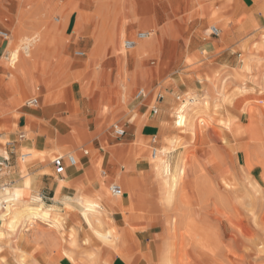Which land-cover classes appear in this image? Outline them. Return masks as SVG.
<instances>
[{"label":"rangeland","instance_id":"rangeland-1","mask_svg":"<svg viewBox=\"0 0 264 264\" xmlns=\"http://www.w3.org/2000/svg\"><path fill=\"white\" fill-rule=\"evenodd\" d=\"M144 18L159 30L153 47L141 55L125 53L122 42L146 30L137 25ZM74 19L77 24L71 29ZM212 27L219 30L218 36L211 34ZM0 28L9 31L11 40L6 48L0 40V92L12 97L10 111L15 120L21 109H28L24 102L36 87L40 101L31 108L39 107L44 96L48 104L61 103L63 113L76 117L90 116L94 99L101 98L96 110L112 117L99 138L106 156L110 146L132 139L127 135L115 138L113 125L123 126L128 133L136 124L145 125V135L134 141L144 151L138 161L167 160L172 167L181 162L185 168L183 188L180 185L171 203L165 204L155 192L134 205V210L142 207L141 219L151 228L141 251L132 230L130 236L123 231L117 243L92 234L71 195L53 208L58 226L51 217L49 223L39 221L27 230L16 226V231L7 234L8 225L0 218V264H100L99 253L105 248L127 264H136L138 259L141 264H158L165 250L172 264H264V0H0ZM97 36L105 39L100 50L93 53L83 47L87 37L92 41ZM26 42L33 53L40 48L41 54L27 57L21 49ZM15 50L19 57L14 66L6 57ZM75 51L86 55L78 58ZM248 56L254 58V67L244 70ZM112 58L116 63L106 64ZM10 71H14L12 76ZM211 80L220 86L219 95ZM79 86L85 90L81 92ZM138 90L144 91L143 98H135ZM158 93L164 101L151 115ZM203 94L212 101L199 118L203 123L196 121V135L181 133L175 96ZM152 135L157 137L156 160H150ZM81 149L94 152L99 159L91 146ZM247 164L251 171L244 167ZM140 168L139 178H144L147 170ZM222 178L233 186L223 185ZM109 182L102 188L106 195L102 200L118 201L108 192ZM150 182L139 190L147 193ZM36 198L22 209L38 204L47 208ZM128 198L124 190L127 204ZM127 208L123 206L121 215L128 213ZM68 213L75 216L77 230L66 220ZM120 219V214L106 212L101 233L119 236L115 225L125 224Z\"/></svg>","mask_w":264,"mask_h":264},{"label":"crops","instance_id":"crops-1","mask_svg":"<svg viewBox=\"0 0 264 264\" xmlns=\"http://www.w3.org/2000/svg\"><path fill=\"white\" fill-rule=\"evenodd\" d=\"M140 21L141 20L137 22V25L146 28V30L143 31L149 33L153 30L154 23H152V21L145 18L142 20L143 22ZM71 23V29H74L77 20L74 19ZM149 26L150 29L148 30L147 27ZM155 29L154 37L159 31L156 27ZM84 30L85 28H83V31ZM123 31L124 28L122 29V32ZM121 36L119 34V37ZM88 38L90 37H87V40L82 44L83 47H89L90 51L93 53L100 50L105 41L101 36H97L92 41L91 38ZM109 39L110 42H112L113 39L111 37ZM132 53L136 54V52ZM40 54L41 50L40 48H37L34 51V56L38 57ZM85 55L84 52V56ZM22 58H24V56ZM116 60V58H112L107 60L106 64L109 63L110 66H113V64L116 63ZM10 70H14V68L11 67ZM13 72L14 71H10L9 75L12 76ZM42 75L45 74L43 73ZM45 80L46 78L43 76L42 83H44ZM79 87L81 92L85 90L84 86ZM39 93V88L36 87V91L31 97H37L38 103L34 106H28L25 102L31 97L27 98L24 102V106L28 107V109H21L18 112V119L15 120L13 113L10 111V103L13 102L12 97L5 92H0V126L4 129L2 132L0 131V186H7L1 190L0 198L2 199H0V205L2 206L3 203H7V200L13 199V202L16 205L14 206L16 208L15 210L20 211L24 206H29V203L38 196L39 201H41L42 204L52 213L55 212L53 208H59L62 197L67 199L71 198V195H74V199L78 204L81 198L90 201L96 200L102 208L101 215L98 217L99 223H97L99 230L101 231V228L103 227V219L106 212L113 211L114 213L120 214V221H125L126 225L122 224L119 226L116 224V227L114 226L115 229L121 233L118 234V239L122 240V237H124L123 231L130 236L131 234L129 230H132L133 233H136L139 242L138 248L141 251L142 242L144 240L143 238L145 237V234L151 230V228L147 227L148 225L145 224L146 222L141 219V217H143L142 215H144V211L140 210L142 207H138L134 210V204L132 208V200L129 198L128 204L125 203V200L123 199L124 189L122 187L123 195L119 197L121 198V201L119 202L120 206H116L118 201H114V198L103 201L102 196L106 195L102 188L106 187V183L109 181L108 186L113 182L120 185L116 181L118 179L117 172L120 168L119 171H124L127 179L136 180L138 193L149 197L148 195L151 194L152 186L148 187V193H143L139 190V187L148 184L145 180L150 178H139L141 176L138 174V171L141 169L140 167L148 169L149 165L155 162L151 163L147 160L138 161L139 156H142L144 151L141 147L134 144V141H136L138 137L145 135V125L141 127V125L136 124L132 127L129 133L126 131L128 133H126V135L131 136L132 139L130 138L131 140L123 145L110 146L109 153L106 156L104 148L100 146L99 138L105 132L112 117L103 116L100 114V109L96 110L97 105L102 101L101 98L94 99L93 104L95 107L90 116L81 115L76 117V115L68 112L63 113L65 106L61 103L48 104L44 96L41 98V105L39 107L35 109L31 108L36 107L39 104ZM50 100H52V97L48 99V101ZM19 135H23V138L19 139ZM132 142L133 145L131 144ZM81 146H91L93 151L98 152L99 159H97V155L94 152L90 154L88 149H85L87 154H84L83 151L85 150L81 149ZM57 152L58 154L56 155L63 156L69 154L67 152H71L70 154H73L76 159L75 165L71 166L66 164L65 173L61 176H56L53 173L51 163L53 159H51V157H55L56 155L54 154ZM112 152L115 153L116 158L112 157ZM158 157V154L155 158L150 156V160H156ZM116 159L119 161H116ZM97 166H100V175L97 173ZM50 170L52 171V174L48 173ZM18 202L21 203L19 204ZM23 203L24 205H22ZM18 204L20 206L17 207ZM138 204L140 205L141 203L138 202ZM125 205L128 207L126 211L128 213L123 216L121 215V210H123V206ZM79 215L81 221L90 231L82 215V210ZM112 215L113 214H111V217ZM67 219L72 223V227L76 229L77 222L75 216H72L71 218V215L68 213L66 215V220ZM112 219L114 220V217H112ZM16 229L14 231H16ZM14 231H11L6 227L7 234L13 233ZM104 231H106V229ZM38 233L39 232H37L35 239H38ZM156 234L158 233L156 232L153 234L154 238ZM159 237L160 235H158V238ZM117 241L118 240H116V243ZM101 254L99 253L98 257L100 264L104 261L109 264H127V262H125L120 256L108 252L106 248ZM135 263L141 264L143 262L138 259Z\"/></svg>","mask_w":264,"mask_h":264},{"label":"bare ground","instance_id":"bare-ground-1","mask_svg":"<svg viewBox=\"0 0 264 264\" xmlns=\"http://www.w3.org/2000/svg\"><path fill=\"white\" fill-rule=\"evenodd\" d=\"M58 21L59 20L57 19V22ZM155 27L156 26L154 25V28L151 32L152 34L150 32L148 33L146 31H144L145 33H147L146 38L138 41L136 47H134L135 49L132 48L130 50V52L132 50H134L132 52H136L137 55H141V53H144L146 50L152 48L153 47V40L155 38L154 37V32L156 31ZM150 35L152 37H150ZM8 43L10 44L11 40ZM28 44H29L28 42H26L24 45L21 44L22 45L21 49L25 50L27 57H31V55H33L34 53L32 51V48H30ZM122 44H123V42H122ZM262 46H263L262 50H264V44ZM122 47H123V45H122ZM147 52H149V51H147ZM18 57H19V50H15V52H12L11 56L6 57V59L8 60L9 63H11V65L14 64V66H15V63L18 61ZM253 60H254L253 57H251V56L247 57V59L244 62V66H243L244 70H249L252 67H254L253 65H251ZM255 61L257 62V60H255ZM258 61H260V60H258ZM262 79L264 80V78H262ZM210 82H211L212 87L214 88L216 94L219 95L221 93V91H219L220 86L216 85V83H215L216 81L214 82L213 80H211ZM46 86L48 87V84ZM193 99H194V101L191 104L185 103L181 107V109L183 110V113L180 114L179 119L176 120V124H177V127L180 129L181 133L189 132V133H192L193 135H196V133L198 131L196 121H198L199 118L205 113V111L209 109L212 101L205 94L198 96L196 98L193 97ZM217 102H218V100H217ZM175 113H176V111H175ZM205 115L207 116V114H205ZM198 123L201 124L203 122L199 120ZM111 154H112V157L116 158L114 152H112ZM156 155H157V152H156ZM156 155H155V157H156ZM155 157H153V158H155ZM116 161H119V160L116 159ZM244 167H246V169L248 171H251V169L249 168L250 166L248 164L245 165ZM119 169L117 172V177H118L117 182L121 185V187L125 191H127V192L129 191V198H130V200H132V207H133V204L134 205L138 204V202L143 203L144 201L148 200L149 197H147L146 195H142V194L138 193L136 180L127 179L125 172L124 171L120 172ZM146 170H147L146 175H142V177H144L143 179L150 178V179H146L145 181L149 182L151 180V182H150V186H152L151 194L157 192L158 196L162 199V201L165 204L171 203L173 201L175 195L177 194L178 190L180 189L179 187L182 183L181 179L183 178L184 172H185V168H184L183 164H181V162L180 163L176 162V164L172 167L171 164L167 160H164V161L162 160L160 162L150 164L148 169L146 168ZM221 182L223 185H226L227 187L233 186V183H231V181L228 179L222 178ZM182 185H181V187H182ZM153 186L156 187L155 191H153ZM115 198H118L117 199L118 202L116 203V206H120L119 202L121 201V198H119V197H115ZM7 199H8V197H7ZM35 199L37 200L38 198L35 197L34 200ZM12 202H13V199H9V200H7V203H3L2 206L0 205L1 206L0 211H2L0 214V218H2V221L5 223V226L8 225L7 229H9L11 231H14V228H16V226L26 228V230H27V226H31L33 224L35 225V223L37 224V223H39V221H42V222L45 221V222L49 223V219L51 217L53 219V224H55L57 226L59 225L57 222L58 220H56L55 217L53 218V215L51 214V211L48 210V208L47 209H41V204H38V207L31 209V210L30 209H28V210L21 209L20 211H16L15 210L16 208L14 207L16 205L14 204V202L13 203ZM19 204L17 205V207L20 206ZM79 204L81 205V208H82L81 210H82V215L84 217V220L86 221L87 226L89 227L92 234H94L100 240L107 241V242L111 241V240H115V239L118 240L119 236L114 235L109 231H107L106 233H101V231L99 230L97 223H99L98 217H99V215H101L102 208H101V205L96 202V200L90 201V200H86L84 198H81V200L79 201ZM22 205H24V203ZM100 218H102V217H100ZM113 243L114 242H112V244ZM211 251H212V249H211ZM162 253H164V254H162V255L160 254L161 256H159V260L157 259L158 264H172L171 260L168 257V254H167L168 250H165V252H162ZM156 257H157V255H156Z\"/></svg>","mask_w":264,"mask_h":264},{"label":"built area","instance_id":"built-area-1","mask_svg":"<svg viewBox=\"0 0 264 264\" xmlns=\"http://www.w3.org/2000/svg\"><path fill=\"white\" fill-rule=\"evenodd\" d=\"M55 21H57V19L55 18ZM211 34L214 36H218L219 35V30L216 27H212L211 29ZM147 33H145L144 31H138L136 32V34L130 38V39H125L123 41V49L127 52L130 51L132 48H134L137 44L138 41L143 40L144 38H146ZM10 39V33L9 31L0 28V40H2L5 43V48L6 45L8 44ZM74 55L76 57H83L84 56V52L83 51H75ZM145 96L144 91L143 90H138L136 93L135 98L139 99V98H143ZM164 101V97L161 93H158L156 96V99L154 101V104L152 105L151 109H150V114L151 115H155L158 111V107L157 104H161ZM175 101L177 103V107H176V113H175V117L176 120L179 119L180 114L183 113V110L181 109V107L187 103V104H191L194 99L192 97H186V96H182V95H176L175 96ZM38 103V99L37 97H31L30 99H28L25 104L28 106H34ZM112 133L115 136V138H122L126 135V129L118 124H115L112 126ZM19 139L23 138V135H19L18 136ZM150 156L151 157H155L156 152L158 151L157 149V137L156 135H152L150 137ZM84 154H87V151H83ZM52 167H53V173L56 176H61L65 173L66 170V164L68 165H75L76 164V159L74 157L73 154H67L66 156L63 155H56L55 157H53L52 161ZM1 190H3L4 188L0 187ZM108 192L112 197H121L123 195V190L121 188L120 185H118L117 183H110L108 186Z\"/></svg>","mask_w":264,"mask_h":264}]
</instances>
